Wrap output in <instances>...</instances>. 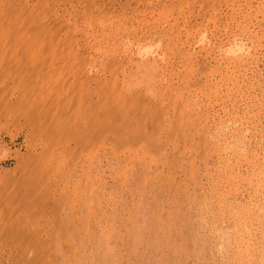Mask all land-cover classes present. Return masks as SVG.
<instances>
[{
    "label": "bare ground",
    "instance_id": "1",
    "mask_svg": "<svg viewBox=\"0 0 264 264\" xmlns=\"http://www.w3.org/2000/svg\"><path fill=\"white\" fill-rule=\"evenodd\" d=\"M3 16L0 15V21L4 20L3 22L1 21L4 24V22H5L4 18H6V14H5L4 18H3ZM18 19H20V17ZM20 22H22V20H20ZM20 22L18 20V24H19L18 28L19 29L22 27V25L24 26V23L21 25ZM2 23H0L1 27H3ZM105 23L108 24V22L106 20H104V24ZM101 24L103 25V23H100L98 25H101ZM107 24H105V25H107ZM111 24L109 22L108 25L110 26ZM20 25H21V27H20ZM33 26L34 25H32V27ZM27 27L23 31L28 30ZM23 28L24 27H22V29ZM36 28H34V30ZM49 28H48V30H49ZM107 28L108 27L106 26V29ZM29 29H30V25H29ZM37 29L40 31L36 32ZM37 29L35 31H33L31 28V30L34 33L36 32L38 34L37 35L35 33L36 35L34 34V36H39L40 32L43 30L42 27H41L42 30L40 28H37ZM100 29L101 28L99 27V30ZM113 29H115V28H113ZM122 29H120V31H119L120 33H121ZM53 30H56V29L54 28V29H52V31ZM2 31H3V29L1 28V32ZM23 31H21V32H23ZM30 31L28 30L27 32L30 33ZM102 31H103V28H102ZM102 31L100 30V32H102ZM111 31L114 32V30H112V29H111ZM111 31L109 30V32H111ZM48 32L51 35L50 31H48ZM56 32H58V31L56 30ZM56 32H54V33L56 34ZM59 32H60V28H59ZM100 32H98V34ZM103 32L106 33V30H104ZM109 32H107L108 33L107 36H109ZM117 32H118L117 30H116V32H114L115 36H117L116 35ZM15 33H18V32L15 31ZM19 33H20V31H19ZM41 33L46 34V32H41ZM1 34H3V32ZM24 34H25V32H24ZM31 34H32V32H31ZM31 34H30V36H32ZM102 34L104 36V33H100L99 35H102ZM4 35H5V33H4ZM42 35L44 36V34H41V36ZM88 35H90V33H88ZM91 35L92 36H90V37H94L93 34H91ZM96 35H97V32H96ZM120 35H118V36H120ZM1 36L4 37L3 35H1ZM1 36H0V38H1ZM15 36L16 35L14 34V40L19 41V39L15 38ZM17 36H18V34H17ZM25 36L29 37V35L28 36L24 35V37ZM56 36H54V37L56 38ZM112 36H113V34H112ZM19 37L22 38V35L20 34ZM24 37H23V39H24ZM59 37H60V35H59ZM64 37H65V35H63L62 38H64ZM110 37H111V35H110ZM121 37H123V36H121ZM121 37H119V38H121ZM7 38H8V36H7ZM31 38H33V37H31ZM41 38H43V37H41ZM44 38H46V36ZM47 38H49V36ZM66 38L68 40L66 44L68 45L69 44L68 42H70V40H69L70 38H68L67 35L64 39H66ZM86 38H88V37H86ZM94 38L96 39L97 36H95ZM107 38H109V37H107ZM107 38H105L103 40V41H105V43L108 42ZM43 39H39V41L40 40L41 41L38 42L37 45L41 42H44V44L43 43L42 44L45 45V41H44L45 39L44 40ZM64 39H60V40L64 41ZM110 39L115 40L114 36H113V38H110ZM117 39L118 38H116V41H118ZM20 40L22 41V39H20ZM56 40L54 42L58 43V41H56ZM87 40H90V39H87ZM21 41L19 42V44H21L22 42H26V41L28 42V40H26V38H25V41H22V42ZM34 41H33V43H34ZM47 41H49V39ZM85 41H86V39H85ZM49 42H51V41H49ZM98 42H100V40ZM102 42H100V43L102 44ZM113 42H115V41H111L110 44L111 43L113 44ZM26 43H23L24 46H22L23 44H21V47H24V49H25L27 47V46L25 47ZM57 43H55V45ZM87 43H89V42H87ZM92 43H91V46H93ZM94 43H96V42H94ZM32 44H30L31 45L30 47H32V49L28 48L31 51L27 52V53H29V54L33 53L32 51L35 50L36 53H34V55H36L41 50L37 49L38 50L37 51L36 50V48H37L36 43H35L36 48L33 47ZM63 44H64V47L66 48L67 45L65 46V42H62V45ZM83 44H84V41H83ZM15 45H16V43H15ZM52 45H53V43H52ZM62 45H60V46H62ZM84 45H83L82 49L85 47ZM97 45H98V43H96V46ZM106 45H108V44L106 43L105 46ZM39 46L41 48V44H39ZM70 46L72 47V45H70ZM79 46H76V47L79 48ZM87 46L88 45H86V47ZM102 46L104 47V45H102ZM12 48L15 49V47H12ZM19 48L20 47L18 45V49H17V47H16V49L21 51L22 48H21V50ZM46 48H47V46H46ZM55 48L56 47H54V49ZM59 48H62V50L65 49V48L63 49V46L58 47V49ZM68 48H70V47H68ZM87 48H85V51H83V52H86ZM106 48L108 49V46ZM14 49H12V50L14 51ZM16 49H15L14 53L16 52ZM28 49H27V51H28ZM77 49H76V51L78 52ZM96 49H98V48H96ZM52 51H54V50L51 49V52ZM56 51H57V49H56ZM76 51H74V52H76ZM106 51H107L106 52L107 55H105V53H104L105 51H102L103 54L105 56H107L105 59H109V58L111 59V56L113 57V55L115 54L112 51H110V49H108ZM21 52L18 55L19 58L21 57L20 56V54H22ZM59 52H61V50ZM46 55H47V53H46ZM46 55L44 54L43 58L46 57ZM52 55H54V54H52ZM11 56L13 57V54ZM48 56H49V54H48ZM55 56L54 57L51 56L52 60L55 59ZM62 56L63 57L61 59L64 58V55H62ZM67 56H69V55H67ZM80 56H82V55H80ZM35 57H37V56H35ZM38 57H39V55H38ZM47 57H46V59H47ZM49 58H50V56H49ZM232 58L235 59V57H233V56H232ZM17 59H18V57H17ZM73 59H74V57L72 58V60ZM237 59L239 60L240 58H237ZM52 60L50 59V60H48V62L51 61V63H52ZM68 60H70V59H68ZM74 60L77 62L76 59H74ZM92 60H93V58H92ZM92 60L90 62H92ZM95 60H96V58H95ZM112 60H113V58H112ZM112 60H111V62H112ZM163 60H164V58H159V59H154V60L152 59V61H154V63L151 64L150 66H147L144 63L145 61L144 62L143 61H141V62L134 61V56L132 54L126 55L125 59H123L121 61V63L124 62V64L126 65V67H124L125 69L123 70V72H124V75H123L124 85L122 86V84H121V87L124 91V95L121 93H117L119 95L120 94L122 95L121 98H118L116 100L115 98H117L119 96L116 94L117 96L113 99L112 102L109 99H107V101H106V97L104 99L103 93H105L107 90L104 92V90H105L104 89L103 92L101 93L100 91H98V88H95L94 83L96 82V80L99 77L98 78L95 77L97 79L93 78V79H95V82L93 83L94 86L90 87V89H89V87H88V89H86V87L84 85L85 82L83 81L84 82L83 85L85 87L84 91L86 90L88 95H92L94 93L98 98L97 100H94L95 98L93 100H90L92 98H90V99L88 98L89 101H91L89 106L84 105L85 103L81 99L86 100V98L85 97L82 98L84 96V94L82 97L80 96L81 92L79 90L76 91L77 87H76V89L73 87V89H75L74 90L75 93H73L71 91L73 93V94H71V92L70 93L68 92L70 90L69 89L70 87L69 88L66 87L67 86L66 82H68V81H66V82L64 81L65 84L63 82H61L64 85V86L63 85L62 86L66 87V88L64 89L60 86L59 87L60 91H58V94L60 97L58 98V94L56 96V92H54L55 93V95H53L54 99L55 100L57 98L58 99L56 100V102H54V100L52 98L50 100H53L54 106L56 104H57L56 106L59 105L57 107L58 109L56 108V110H57L56 113L58 112V116L62 110L65 111L67 109V112H69L68 109H70L72 107L71 105H73L74 100L75 99L78 100L79 104H78V102L77 103L75 102L76 107H73L75 109L73 111L74 113L72 114V112H71V114H70V116L76 115L75 118L78 119L77 120L78 122L75 120V122H77V124H75V122H74L75 125L73 124L74 126L73 125L71 126L72 123L69 124V122L67 120L65 121L66 118L68 119L69 115L66 113L67 114V116H66V114H63L64 113L63 112L60 115L63 114V117L66 116L65 119L63 117H57V119H55L56 118L55 117L54 122H56L55 123L56 125L55 124L49 125V126L55 125L54 127L53 126L51 127V128H54L53 131H55V132L48 133L49 131H46L47 133L45 132V133L40 134V131L44 130V128H42V130L40 129V131L38 132V135H41L40 138L38 139L39 143H38L37 139L33 138V139L37 140V141L33 140L34 142L37 143L36 145L37 146L40 145L39 147L42 148V151L40 153L34 152L35 145L32 144L33 142H30V140H28L30 138V135H32V134L34 135V133L37 132L35 129H37L36 127H38L40 125V123H36L34 125L35 128H33L34 127L33 126L32 127L33 129H30L31 132H29L30 130L28 131L29 133H28L27 137L26 136L25 137L28 140L27 143H28L29 148H27V149L28 150L30 149V153H31L30 156L31 157L30 158L27 157V158H29L28 161L30 160L29 161L30 163L32 161V163L30 165H31L33 170L31 171V167L28 165L30 168L29 173H27V174L24 173L25 169L24 170L22 169L20 171H21V173H24L26 175L19 173L21 176L23 175V177H21V178H22L24 184H25V181L27 180L26 185L28 187L26 188L25 195H26L28 202L24 203L22 205L23 208L26 207V209H24L25 211L23 210V212H21L23 214L19 213L18 214L19 216L17 215L18 218H16V216H15V218L17 220L16 219L14 220L13 217H12L13 220L12 219H11V221L8 220V221H10L8 223L12 225L10 228H9V225L5 223L7 220L4 222V220L2 219L5 217L0 218V224L2 223L1 226H4V223H5V227L7 225V228L14 229V233L11 232L12 233L11 234L9 231H7L8 229L5 228L7 234L5 232L4 233L7 236H8V233L11 234V236L9 235V237H13L12 235H14V236L17 235V237L16 236L15 237L18 239V243H17V245L14 246L15 251L16 252L19 251V254H20V259L17 262V264H33V262H34V264H212V263L214 264L216 259H219V258L223 259L222 257L224 255H225L224 256L225 260L223 259L222 261H226V262H229L232 264H264V154H263L264 153V146H263L264 144H262L263 137H262V139H261V137L257 139V138H255L256 136L253 137V134H252V136L250 135L252 137V139H254L253 141H255L253 144L254 148H252V150H250L249 148L246 149V146L249 145L250 142L253 143V141H250V140L248 141V139H247V141L249 143L248 142L245 143V138H247V135H248V134H246V132L249 133V131H251V132L254 131V129H251L249 127V125H247V122L244 120L246 118H247V120L249 119V117H247L249 115L248 112H245L248 109L247 107H246L247 108L246 110H244L245 108L243 109L244 113L241 110V112L243 114L241 113L240 117L238 114H237L238 116L232 114V113H237L236 110H235L236 112L235 111L229 112L228 110H226L227 108L225 107L226 109H225V112L223 110V112H224V114L222 115L223 117L221 116V118H219L220 116L218 115L219 117L216 118V115L213 116L214 115L213 113H211V115L208 114V111L210 110V108L209 109H207V108L210 107V106H208L210 102L207 104L204 102L201 103V100H199L197 97L191 98L190 101H188L189 97H187L186 100H182L183 96L182 97L180 96L182 94V90L180 91L181 93H179V91L178 92L173 91L174 92L173 93V92L169 91V88L166 89L165 86L163 88H161L162 86L158 85V84H160L159 83L160 78H159V81L156 80L155 78H151V82H149L150 77H149V74L147 73V70L151 71V73H152V71L157 70L158 68L161 67V65H160V63H158V61H163ZM20 61H21V58H20ZM22 61H24V60L22 59ZM97 61H98V59H97ZM105 61H107V60H105ZM118 61H120V60H118ZM118 61H116V62H118ZM12 62H14V61L12 60ZM42 62L43 61L41 60V63ZM99 62L101 63V61H99ZM234 62H236V61H234ZM22 63H25V62H22ZM34 63H35V61L32 64H34ZM37 63H38V61H37ZM83 63H81V64H83ZM86 63H85V65H86ZM93 63H95V62L93 61ZM103 63L105 64L108 62L103 61ZM118 63L121 65L120 62H118ZM118 63H117V65H118ZM104 64L101 63V65H104ZM108 64H110V61ZM9 65H10V63H9ZM39 65H40V63H39ZM39 65H38V67H39ZM75 65L77 66L78 62ZM88 65H86V67H88ZM94 65H96V63ZM97 65H99V64H97ZM91 66L89 69H91L93 67V66L92 67ZM96 66H95V68H96ZM106 66H107V64H106ZM112 66H111V69L114 68V67L112 68ZM122 66H124V65H122ZM122 66L120 68L121 70H122ZM142 66H145L147 70L142 71L139 75L137 73V71ZM18 67H19L18 68L19 70L22 69L19 65H18ZM33 67H34V65H33ZM103 67H105V66H103ZM53 68L51 67V69H53ZM57 68H58V66H57ZM67 68L68 67H66V69ZM107 68L106 69L104 68L103 71H106ZM109 68H110V66H109ZM116 68H114V70H117ZM75 69H73V70H75ZM89 69L85 70L86 72H84V69L81 71H83L82 73L86 74L90 71ZM100 69H101V67H100ZM15 70H17V69H15ZM63 70L64 69H61V72ZM73 70H72V72H73ZM94 70L97 71V69H94ZM81 71H80V73H81ZM98 71H100V70H98ZM103 71H100V72H103ZM107 71L109 72L110 70H107ZM27 72L30 73L32 71H30V72L27 71ZM111 72L112 71H110V73H108V74L111 75ZM38 73H40V71ZM44 73H46V70H45V72H43V74ZM55 73H56V71H55ZM59 73H60V71H59ZM64 73H65V71H64ZM64 73H61V74L63 75ZM80 73H78V74H80ZM82 73H81V76L83 78L84 77L83 75H85V74L82 75ZM90 73H92V72L90 71ZM0 74H2V73L0 72ZM4 74H6V73H4ZM61 74H59V75L61 76ZM108 74H107V76H108ZM113 74H114V72H113ZM48 75H50V72L48 73ZM102 75H104V74H102ZM30 76H31V74H30ZM64 76L67 78V76H69V75L67 74ZM87 76H88V78L90 76L92 79L91 75L88 74ZM96 76H97V74H96ZM7 77H4V78L7 79ZM229 77H231V75H229ZM1 78H2V76H1ZM23 78H26V77H23ZM51 78H53V77H51ZM69 78H67V79L70 80L71 78L70 79ZM100 78L101 79H98L99 82H100V80L104 79V78L102 79V77H100ZM108 78L109 77H107V79ZM60 79H61V77H60ZM62 79H61V81H62ZM63 80H65V78ZM82 80H85V78ZM113 80H115V78ZM29 81L27 79V81H25V83L29 82ZM80 81H81V79H80ZM6 82H9V80ZM49 82H48V84H49ZM70 82H68V83H70ZM112 82H114V81H112ZM120 82H121V79H120ZM16 83H20V80H19V82H17V80H16ZM34 83L33 84L31 83V84L34 85ZM78 83H79V85L81 84V82H78ZM102 83L103 82L101 81V84ZM21 84L23 85L22 81H21ZM48 84H45V87ZM97 84L98 83H96V87H98ZM17 85H18V88H22L21 86L19 87V84H17ZM26 85H29V84H26ZM70 85H71V83H70ZM90 85H92V84H90ZM112 85H113V83H112ZM119 85H120V83H119ZM34 86L36 87V85H34ZM58 86H59V84H58ZM77 86H78V84H77ZM100 86L101 85L99 83V87ZM102 86H104V83ZM108 86L110 87V85H108ZM108 86H106V88ZM117 86H118V82H117ZM117 86H115V87H117ZM11 88H12L11 91H13L14 90L13 87H11ZM28 88H29V90H26V88H25L26 91L23 94H26V92L29 93L30 89L34 88V87L30 88V86H29ZM71 88H72V86H71ZM221 88H222V86H221ZM46 89H48V88L46 87ZM109 89L111 90L112 88H109ZM184 89L186 90V88H184ZM21 90L24 91L23 89H21ZM35 90L36 89H34V91ZM81 90H83V89H81ZM121 90H120V92H121ZM172 90H174V89L172 88ZM38 91H39V89H38ZM101 91H102V88H101ZM43 92H44V90H43ZM125 92H126V94H125ZM5 93H6V91H5ZM137 93H138V95H140L139 93H141V96L143 94V97L145 95V98L146 97L149 98V96H150V98L152 97V101L154 100V102H155L156 98H158V97H159L158 99L162 98L161 102H160V100H158L159 102H155L156 104L155 103L153 104L151 101H148V99H146L148 101V103H151L152 106L156 105V108L157 107L158 108L157 109H155V107H152V108L148 107L147 108L146 104L144 103L146 100L143 97L138 96ZM177 93L180 95H178ZM185 93H186V91H185ZM214 93H217V91ZM214 93H213V96H214ZM2 94H3V92H2ZM8 94L10 96L9 92L7 93V95ZM29 94H31V98H34V97H32L31 92ZM34 94H36V93H34ZM99 94H103V95L101 96ZM132 94H134V95L136 94L138 97L134 96L135 98H133V97L130 98L132 96ZM232 94H234V93H232ZM7 95H5V96H7ZM18 95H20V93H18ZM105 95H107V94H105ZM127 95L128 96L131 95L129 97L130 99L128 97H126ZM164 95L168 96L169 100L171 98L170 102L173 100L174 103H176L177 105L179 104L178 102H180V104L178 106H176V104H175V106H174L175 108H174L171 106L173 103L172 102V103H170V106L172 109L167 108L166 106H164V103H163L164 98L166 99V97ZM235 95H237V94L235 93ZM9 96H7V97L10 99ZM27 96H28V99L30 100L31 98H29V95H27ZM24 97L25 96H23L21 98L23 99ZM89 97H92V96H89ZM107 97H109V95ZM8 98L6 99L7 101L9 100ZM16 98H18V97H16ZM19 98H20V96H19ZM38 98H40L39 100H42V98H44V100H45V97H43V95H42V97H38ZM142 98L144 99L143 100L144 102L142 101ZM2 99L4 100V97L0 98V106L3 107V105H1L3 103V102H1ZM26 99L24 98L25 101H28ZM233 99H234V97H233ZM24 100H22V102ZM50 100L47 101L48 105H45L47 103H45V102L43 103V101H42L41 102L42 104L40 103L41 105L39 106L40 109L38 108L39 101L37 102V104L35 103V101H32L31 103H27V104H32V105L34 104L35 110L38 108L37 109L38 111L37 110L36 111H37V113H39L38 115L40 117L42 116V119H44V116H49L51 118V116H50L51 113L49 114L48 110L46 109L48 107L52 108L51 107L52 101H50ZM10 101L8 102V104L11 106L13 105V107H15V109L12 108L13 111L11 109V106L9 108V110H11L13 112V114L11 112V116H12L11 118H13L14 114L19 113L18 111H16L17 110L16 107L19 106L18 109L20 110V108H21L20 106H22V104H24V106H25V103L21 102L22 104H20V105H19V103H17L18 106H16L14 104L15 100L11 102L12 104H10ZM86 101H88V100H86ZM16 102H17V99H16L15 103ZM61 102H62V104H61ZM5 103H7V102H5ZM157 103H159V105ZM232 103L234 104V101ZM87 104H89V103H87ZM144 104H145V107H144ZM32 105H30V106H32ZM259 105H260V103H259ZM30 106H28V109L30 108ZM46 106H48V107H46ZM52 106H53V103H52ZM147 106H148V104H147ZM149 106H150V104H149ZM223 106H225V105H223ZM44 107H46L45 108V110H47L46 112H44ZM211 108H213V107H211ZM6 109H7V107H6ZM23 109L26 110L27 108L22 107V109L20 110V113H22V112L25 113V111H23ZM32 110H34V109H32ZM32 110H29L30 113ZM71 110H73V109H71ZM170 110H171V112H170ZM5 111H8V109ZM15 111H16V113H14ZM212 111H214V110H212ZM9 113L10 112L8 111V114ZM20 113L18 114V116L21 115ZM2 115H4V114H2ZM24 115L25 114H23V117L26 118ZM53 115H54V113H53ZM156 115L157 116L160 115V116L157 117ZM211 116L213 118L212 121L209 120ZM5 117H6V114H5ZM15 117H17V116L15 115ZM29 117L30 116H28V118ZM34 117H36V116H34ZM155 117H156V119H155ZM226 117H227V119H225ZM71 118H73V117H71ZM71 118H70V120H72ZM16 119H18V118H16ZM20 119H22V118L20 117ZM31 119L32 118H30V120ZM35 119L36 118H34L32 120H35ZM39 119H41V118H39ZM51 119H53V118H51ZM62 119H64V120H62ZM3 120H5V119H3ZM24 120H26V122L24 121L25 123L30 122V121H28V119H24ZM46 120H48V119H46ZM200 120H202L203 122L202 121L200 122ZM207 120L210 121L211 126L209 123H208L209 126H207L205 124L207 122ZM249 120H248V123L250 122ZM35 121H33V123ZM252 121H253V119L251 120V124H252ZM48 122L54 123L53 120L52 121L50 120ZM66 122H68V123L65 125ZM21 123H23V122H21ZM30 123L28 125H30ZM32 124H31V126H32ZM37 124H39V125H37ZM68 124L71 127H73L72 129L74 130V132L69 130L71 127H68ZM200 124L204 125L205 129L203 128V133H202L203 135H201L202 138L200 136L199 141L197 143L200 145L201 144L203 145V143H204V145H205L207 142L208 145L210 144V145H213L214 147H215L214 144L217 143L216 147L213 148V150L215 149L217 151L216 154L218 155V157H217L216 165H212L213 168L215 166V170L213 169L214 173L213 172H212V174L208 173V169L211 167L208 168V166H207V168H205L206 169L205 175L208 174L207 176H210L209 180L212 181V183L209 182L210 190L207 192H205V190H204V192L201 195H197V193L199 194L200 192H202V190L200 192H197V193L194 191L195 186L200 185V184L199 185L197 184V180L199 179L198 178L199 176L194 177L195 179L196 178H198V179L193 180V183H191V187L194 190H191L190 183L187 181L188 179H186L190 176V175L188 176V174L192 173V170H190V167H194L193 166L194 162H193V164H192V162H190L192 164V166L190 164L188 169L186 168L187 169L186 172L191 171V172H187L188 174L186 176H184V178L185 177L186 178L184 179V178L180 177L179 179H181V178L182 179L177 182L176 178L174 180L173 174H172V176H170L171 172H170V174L169 173L167 174V172H166L167 169L165 170V173L167 175H165L164 168H163V170L161 168H157L156 167L157 162L155 161L157 158L154 160L152 158L153 156H150V155L148 156V154H151V152H154L157 149V147L160 148V151L163 150V149H161L162 146L165 145L167 147L168 143L170 141L174 142L175 139H176V141L177 140L180 141L182 139L183 144L186 143V141H184V140L186 138L191 139V137H194V135L196 134L195 130L198 129V125H200ZM76 126L78 127L77 129H79V130L74 128ZM252 126H254V124H252ZM43 127H45V126L43 125ZM67 127H68V129H67ZM209 127H211V128H209ZM201 128H202V126H201ZM57 129L59 130V132L57 131ZM64 129H66L65 132H64ZM210 129H213L212 131H214V130L215 131L213 133L208 134L209 132H211ZM46 130H48V128ZM67 131L70 134H67ZM78 131H80V132H78ZM100 131L101 132L105 131L106 133H108L107 134L108 136H106L110 139V140H108V142L109 141H111L113 143L116 142L115 146L117 145V142H120L121 145L123 144L126 147H128V146L131 147V144L129 142V137H128L129 134L135 135L136 133H138V135L140 134V136L144 138V139L142 138L143 140L141 139L142 143H141V141L138 140V142L140 143L139 145L142 147V148H140L141 151H139L140 149L138 148L139 150H137L136 153H133L130 147L129 148L125 147L126 153H123L125 155H120L121 153L117 147H114V146L109 147L108 146L109 149L102 147L103 148V149H101L102 155L100 154V157L101 156L102 157L101 158L98 157L99 160L97 159V156H96V158L94 157L95 159L93 158V156H92L93 152H92V154H90L91 149L88 150V154H86L87 151L86 152L84 151L85 152L84 154H86V156L85 155H83L81 157L78 156V157H80L81 160L79 158H76L77 159L76 162H74L72 160L73 159L72 153L70 155L72 158L71 157H70L71 159L67 158V155L65 154L64 150H66L65 147L68 146L69 143L67 145V142H66L65 143L66 146L63 149L64 140L66 138L71 139V138H73V136H76L73 134H77V136L75 137V140L77 138L78 142H80L83 147H84L85 143H87L86 146L88 147V145L90 143L96 141V138L94 141L93 140L91 141V139H89L90 136L92 138L94 133L99 132L96 135H101V134L105 135L104 133H101ZM257 131H255V132H257ZM63 132L66 133L67 136L71 135V137L65 136L63 134ZM56 135H58V136L60 135L61 139L57 138L55 140ZM258 135H259V133H258ZM61 136H63V138H65V139H63ZM34 137H36V136L34 135ZM155 137L157 139H155ZM51 138H52V141L50 142ZM148 138H149V140H150V138H151V140H152V138H154L155 141L156 140L157 141L154 142V140H153V142H154L153 143L151 140L149 141ZM62 139H63V141H62ZM101 139H103V138L101 137ZM31 141H32V138H31ZM58 141L60 144L58 143ZM97 141H98V139H97ZM105 141L106 140H104L103 143H105ZM143 141L144 142L147 141L148 144L145 146L143 144ZM166 141H168V142L166 143ZM179 141H177V142H179ZM220 141H222L221 143H223V146H221L222 144H220ZM164 143H166L167 145ZM174 143L171 142V144H174ZM188 143H190V141L189 142L187 141V144ZM105 144H107V142ZM109 144H111V143L109 142ZM176 144L178 145L179 143H176ZM181 144H182V142H181ZM183 144L181 145L182 147L186 145V144L185 145H183ZM78 145H79V143H78ZM95 145H97V144H95ZM137 145H138V143H137ZM143 145L145 147H143ZM154 145H156V146H154ZM177 145L175 146L176 148H177ZM190 145L196 146V144H194V143H193V145L190 143ZM208 145H205V147H207ZM250 145H252V144H250ZM89 146H91V144ZM101 146H103L102 143H101ZM152 146H154V148L156 147V149H154V151L153 150L150 151V147H151V149H153ZM178 146H180V145H178ZM188 146H189V144H188ZM188 146L183 147L180 150V152L183 149L188 148ZM191 146H189V149L190 148L192 149ZM195 146H193V147H195ZM68 147L70 148L71 146L69 145ZM92 147H93V145L90 148H92ZM171 147H172V145H171ZM171 147L168 146L169 149L166 148L167 152H168V150H170ZM175 147L173 146L171 151H174L173 148H175ZM218 147H223V149H226V150L221 149V151H220V148L217 149ZM74 148H72V147L70 148V149H72V151L74 150L73 154L79 153L77 151L75 153ZM207 148L205 150H208ZM70 149H69V151H70ZM80 149H81V147H80ZM82 149H84V148H82ZM82 149H81V151H82ZM93 149H94V147L92 148V151H93ZM177 149H178V151L176 150L177 152L175 151V153L179 154L180 148H177ZM189 149H186V150L190 151L191 149L190 150ZM198 150H200V149H198ZM213 150H212V152L208 151L209 153L207 151H204V152H207V153H205V155L206 154H208L209 156L215 155L214 153L216 151L214 150L215 152H213ZM227 150H229V151H227ZM66 151L68 152V157H69V151L68 150H66ZM160 151L158 150V152H160ZM164 151H165V149H164ZM188 151H186V152H188ZM222 151H225V152L227 151L229 153L228 156L223 157L224 153L222 154L223 155L222 156L221 155ZM167 152H165V153L167 154ZM127 153H129V154L126 155ZM170 153H172V152H170ZM181 153H180L179 157L183 156V154L181 156ZM194 153H195V151H194ZM211 153H213V154H211ZM261 153L263 154V155H261L262 157H260ZM27 154L29 156V153H25L24 156L26 157ZM162 154H163V152H162ZM187 154L191 155V152H189ZM97 155H99V154H97ZM208 155H206V156H208ZM217 155H215V156H217ZM162 156L164 157V155H162ZM184 156H185V154H184ZM206 156H205V158L207 159ZM174 157L175 156L173 154V158ZM160 158H161V156H160ZM223 158H226V160ZM20 159H23V157H21ZM93 159L96 160L97 163H99V164H97ZM102 159L106 163L105 167L107 166L110 169L109 170L110 173H112L114 175L113 177L116 178V180L113 178L115 183L112 181L113 184L110 183L111 185L108 183L109 181H107L105 178H102L101 174H99L100 170L98 171V169L101 168V166H102V165H100V163L102 162L101 161ZM164 159H167V157ZM175 159L173 161L174 162L176 161L175 163H177V158L175 157ZM184 159H186V158H184ZM194 159H197V158H194ZM158 160H159V158H158ZM189 160H191V159H189ZM21 161L24 162V163L21 162V164H24V167L27 166L25 164L28 162L27 159L25 161L24 160H21ZM159 161L161 162V160H159ZM162 161L164 163L163 159H162ZM165 161H167V160H165ZM179 161L181 162V165H182V162H184V160L182 161V158ZM205 161H207V160H205ZM205 161L202 160V162H205ZM18 162H19V160H18ZM209 162L210 161L208 160V163ZM211 162H212V160H211ZM179 163H177V164H179ZM185 163H186V161H185ZM187 163H188V159H187ZM18 164H17V166H18ZM162 164H161V167L164 166V164H163V166H162ZM168 164H169V162H168ZM170 164H171V162H170ZM195 164H196V162H195ZM205 164H207V163L205 162ZM213 164H215V163H213ZM19 166H20V168L21 167L24 168L23 165L19 164ZM165 166H167V165H165ZM168 166H170V165H168ZM183 167H185V166H183ZM244 167H246L245 173H242L241 170H243ZM84 168H86V169H84ZM136 168H139V170L136 171ZM169 169H171V168H169ZM178 169L181 171L182 166H181V169H180V166ZM13 170L14 169H12V171ZM169 171L170 170H168V172ZM173 171L175 172V169ZM176 171H177V169H176ZM183 173H185V172H183V170H182V174ZM174 174H176V172ZM177 174H178V172H177ZM35 175H36V177H35ZM192 175L193 174H191V176ZM8 176H10V174ZM24 176H26V180H25ZM131 176H133V178H130ZM195 176H197V175H195ZM4 178H7V177H4ZM17 179H20V178H17ZM113 179H111V180H113ZM190 179H193V177H191ZM118 180H120L122 182L118 183ZM241 180L242 181L244 180L243 181L244 185L247 186L246 189H243L242 187L241 188L238 187L239 186L238 181H241ZM38 182L43 185L42 187H44L43 188L44 192L42 191V193H41L42 196L46 197V195H49V197H51V198L53 197L56 200V205L50 207V211L52 212L51 213L52 215H49V217L53 216V215H54V217H51L48 219H47V217H45L46 219H43L40 221H38V218L36 220L35 219L36 217H34V216H36V215L40 216V214L43 213L42 209H43V207L45 208L46 204L44 205L41 202L42 200H40V203H38V202L33 203L34 200L36 199V197H35L36 194H37L36 196L38 197V199L41 196L40 197L38 196V195H40V192H39V194L38 193L35 194V193H33V190H35V189L32 187L31 188L29 187V184H31V183L36 184ZM192 184H194V186H192ZM38 186L39 185H37V190L39 188ZM140 186H142V187H140ZM35 187H36V185H35ZM202 188H203V185H202ZM106 189H107V191H109L108 193L105 192ZM144 192H147V193H144ZM158 195H160L161 198H159ZM235 195L236 196L241 195L243 198H246V202L243 204H240L241 201L237 200ZM229 196H231L233 199L231 198L232 200H230ZM32 197H34V200H32L33 199ZM14 198H16V201L19 202V200L24 198V195L14 193ZM145 204H148L149 206H146V208H144ZM65 207H66V209L62 210ZM46 208H48L47 205H46ZM53 208H54V210H53ZM121 212H123V213H121ZM30 214L33 216H31ZM47 214L48 213H46L45 216H47ZM49 214H50V212H49ZM55 214H56V216H55ZM58 215H59V217H58ZM61 216H63V217L61 218ZM40 217H42V216H40ZM212 219L214 221H212ZM210 220H211V222H210ZM13 226L15 228H13ZM0 231H1V229H0ZM28 235H29V237H28ZM23 238H25L24 241H23ZM27 238H28V240H27ZM29 238L32 239V243L30 245L28 243V242H30ZM212 240H214V241H212ZM211 242H212V245H211ZM213 242H214V244H213ZM228 247L231 249H229ZM227 249H229V250L227 251ZM224 252H225V254H224ZM220 254L222 257H220ZM222 254H224V255H222ZM205 258H210L211 261L209 260L210 262H206ZM220 259H219V263L221 261Z\"/></svg>",
    "mask_w": 264,
    "mask_h": 264
},
{
    "label": "rangeland",
    "instance_id": "2",
    "mask_svg": "<svg viewBox=\"0 0 264 264\" xmlns=\"http://www.w3.org/2000/svg\"><path fill=\"white\" fill-rule=\"evenodd\" d=\"M5 14H6V18H4ZM0 15L1 16L4 15L3 18L5 19L4 24L2 23L4 20H1L2 22L0 21V23H2V26H3V27L0 26V32H1V28L3 29V31H2L3 34H1L2 32L0 34L5 37L4 38L0 35L1 36V38H0V72L2 73V74H0V82H1L0 83V91H1L0 92V98L4 97V100L3 99L1 100V102H3L1 104V105H3V107L0 106L1 107L0 108V116H1L0 117V218H2V217L6 218V219L5 218H2V219L4 220V222L7 220L5 223L9 225V228L12 225L9 224L8 222H10L11 219L13 220V218H14V220L16 218H18L19 213L23 214L21 212H23V210L26 209V207L23 208L22 205L24 203L28 202L26 195H25L26 188L28 187L26 185V182H27L26 176H24V178L26 180V181L24 180L25 184L23 183V180L21 178V177H23V175H26L27 173H29V171H30L29 166L31 167L30 164L32 163V161H31V163L29 162L30 160L28 161V159L31 157L30 156L31 153H30V149L29 150L27 149V148H29L27 141L30 140V142H33L32 144L35 145V150H34L35 153H40L42 151V148L39 147L40 145L37 146L36 145L37 143L33 141L35 139L38 140L40 138L41 135H38V132L40 131V129L42 130V128H44V130H45V131L42 130L43 132L40 131V134L45 133L46 131H49L48 133L55 132V131H53L54 128H51L53 125H51V126H49V125L55 124L56 123V122H54L55 119H57V117H63V114H66V113L69 115L68 119L67 118L65 119L67 114H66V116L64 115L65 117H63V118L65 119V121L67 120L69 122V124L72 123L71 126L74 124L75 120L76 121L78 120L77 118H75L76 115L70 116L71 112H72V114L74 113L73 111L75 109L73 107H76V103L78 102V100H76V99H75L76 101L74 100V103L75 102L76 103L75 104L73 103V105H71L72 107L70 109H68V111L70 113L67 112V109L65 111H63V110L61 111V113L64 112L62 115H60L61 114L60 113L58 116V112L56 113V111H57L56 108L59 105L56 106L57 105L56 104L55 105L56 107H55L54 102H56V100L60 97L58 94V91H60L59 87L61 86L64 89L66 87L67 88L70 87L69 88L70 90L68 91L69 93L71 91L73 93H75L74 90L77 87L76 91L79 90L81 92L80 96L82 97L84 94V96L82 98L85 97L86 100H88V101H86L85 99L80 98L85 104L83 102L82 103L86 106H89L91 103V101H89L90 98H92L90 100H93L94 98H95L94 100H97L98 98L94 93H93L94 95L93 94L88 95L87 91L86 90L84 91V88L86 87V89H88V87H89V89H90V87L94 86L93 83L95 82V79H97L98 77H99L98 79H101L100 77H102V79L104 78L103 80H100V82H99V80L97 79L98 81L96 80V82L94 83L95 88H98V91H100L101 93L103 92L104 89H105L104 92L107 90L108 92L106 91L105 93H103L104 99L106 97V101H107V99H109L112 102L113 99L117 95H119L117 93H121L124 95V91L121 87V84H122V86L124 85V80H123L124 72H123V70L125 69L124 67H126V65L124 64V62L121 63V61L123 59H125V56L128 54L129 55L132 54L134 56V61H137V62H141V61L144 62L145 61L144 63L147 66H150L151 64L154 63V61H152V59L154 60V59L164 58L163 61H158V63H160V65H161V67L158 68L157 70L152 71V73H151V71H148L145 66H142L137 71V73L140 75V73L142 71L147 70V73L149 74V77H150L149 82H151V78H155L158 81L160 78V82H159L160 84H158V85H161L162 86L161 88H163L165 86L166 89L169 88L170 92H173V91L178 92L179 91V93H181L180 91L182 90L181 95L177 93L181 97L183 96L184 99L182 98V100H186L187 97H189L188 101H190L191 98L197 97L199 100H201V103L204 102L207 104L210 102L208 105L210 107L207 108V109L210 108V110L208 111L209 115H211V113H213L214 115L213 114L212 115L213 116L216 115V118H218L219 116H220L219 118H221V116L225 112V109L227 108L226 110H228L229 112H233L236 110L237 113H232V114H234V115L238 114L240 117L241 116L240 114L242 112L244 113L243 109L245 108L244 110H246L248 108L245 112H248V114H249L247 117H249V119H250V120L248 119L250 121L249 122L250 124L248 123L247 118L246 119L243 118V119L247 122V125H249V127L251 129H254V131L253 132L249 131V133L246 132V134H248V135H247V138H245V143H247L249 140L250 141L254 140L251 137L253 134V137L256 136L255 138H257V139L260 137L262 139V137H263L262 144H264V103H263L264 102V0H0ZM18 16L20 17V19H18L19 18ZM18 20H19V22H20V20H22V22H20L21 25L24 23V26L22 25V27H24L23 29H22L21 25H20L21 28L20 29L18 28L19 27ZM104 20H106L108 22V24H109V22H110V24L112 23L111 24L112 26L111 25L109 26L107 23H105V24H107V25H105ZM100 23H103V25L101 24L103 27L101 25H98ZM29 25H30V29H29ZM32 25H34L33 26L34 28L37 27V28L41 29V27H42L43 30L46 28L44 31L41 29L42 30L41 32H46L47 35L45 33L40 32L39 36H34V34L36 32H39L40 30H38L36 28L37 30L35 29L36 32L34 33L33 31H35V30L32 27ZM106 26L109 28V29L107 28L108 30L106 29ZM26 27L29 31L32 28L33 31L31 30L30 33L27 32L28 30L23 31ZM99 27L101 28L100 29L101 31H102V28H103V31L106 30V33L109 32V30L111 31V29L114 30V32H116V30L119 32L120 29H122V28L123 29L121 30V33L120 32L116 33L117 36H115L114 32H112V31L109 32V36H107L108 33L106 34L103 31L100 32ZM48 28H49V30H48ZM54 28L58 32H56V30L52 31V29H54ZM59 28H60V32H59ZM113 28H115V29H113ZM18 30L20 31V33ZM15 31L18 33H15ZM21 31H23V32H21ZM48 31H50L51 35L49 34ZM24 32H25V34H24ZM31 32H32V34H31ZM54 32H56V34ZM96 32H97V35H96ZM98 32L104 33V36H103V34L99 35L100 33L98 34ZM4 33H5V35L6 34L7 35L5 36ZM22 33L24 35H27V36L29 35L30 38L26 37V36L24 37V35ZM88 33H90V35H88ZM111 33L113 34L115 40L110 39V38H113ZM14 34L16 36L18 34V36L17 37L15 36V38L19 39V41L14 40ZM20 34L22 35V38L19 37ZM30 34L32 36H30ZM41 34H44V36L43 35L41 36ZM91 34H93L94 37L97 36V38L95 39L94 37H90V36H92ZM59 35L61 38L59 37ZM63 35H65V37L67 35L68 38H70L69 39L70 42H68L69 43L68 45L66 44L68 40H67V38L64 39L65 37L62 38ZM110 35H111V37H110ZM118 35H120V36H118ZM7 36H8V38H7ZM40 36L43 38L46 36V38H44L45 40L43 38H41ZM48 36H49V38H47ZM54 36H56V38ZM106 36L109 38H107ZM121 36H123V37H121ZM23 37H24V39H23ZM31 37H33V38H31ZM86 37H88V38H86ZM104 37L107 38V40L109 42V43L106 42L108 44L106 46H105V44H106L105 41H103L105 39ZM115 37L118 38L117 39L118 41H116ZM119 37H121V38H119ZM25 38H26V40H28V42L26 41L27 43L22 42V41H25ZM20 39H22V41ZM39 39H43L45 41V45H43L44 42L39 43V44H41V48L43 47L42 49L40 48L39 44L37 45V43L41 41V40L39 41ZM48 39L51 42L47 41ZM54 39L55 40L57 39L56 41H58V43L54 42L55 41ZM60 39H64V41L60 40ZM85 39H86V41H85ZM87 39H90V40H87ZM91 39L94 42L98 43V45L96 46V43H94ZM34 40L35 41L37 40V41L35 42ZM99 40H100V42L103 41L105 44L103 42L101 44L100 42H98ZM20 41L22 42L21 44H23V43L27 44V45L25 44V47L27 46L25 49H24V47H21V44H19ZM33 41H34V43H33ZM83 41H84L85 45L83 44ZM111 41H115V42H113V44L111 43L112 44L111 45L110 44ZM62 42H65V46L67 45L66 48L64 47V44L62 45ZM87 42H89V43H87ZM90 42L92 43L93 46H91ZM15 43H16V45L17 44L19 45L20 50L22 48V50H21L22 52L17 50L18 45L16 46ZM35 43H36L37 48L35 47ZM52 43L54 46L52 45ZM55 43H57L56 44L57 46L55 45ZM30 44H32L33 47L36 48V50L38 49L41 51H39L36 55H34V53H36L35 50L32 51L33 53H30V54L27 53V52L31 51V50H29L30 48L32 49V47H30L31 46ZM60 45H62L63 49L64 48L65 49L64 50H62V48L58 49V47H62ZM70 45H72V47ZM83 45L85 47L82 49ZM86 45H88L87 46L88 48L86 47ZM102 45H104V47ZM22 46H24V44ZM46 46H47V48H46ZM76 46H79V48ZM107 46H108V49H110V51L115 53L113 55V57L111 56V59L110 58L105 59L107 57V56H105V55H107L106 54V52H107L106 50H108L106 48ZM12 47H15V49L17 47L15 53H14L15 49ZM54 47H56V48L54 49ZM68 47H70V48H68ZM85 48H87L86 52H83V51H85ZM96 48H98V49H96ZM12 49H14V51ZM27 49H28V51H27ZM51 49L54 51L51 52ZM56 49H57V51H56ZM76 49L78 50L79 53L76 51ZM58 50L59 51L61 50V52H59ZM74 51H76V52H74ZM102 51H105L104 52L105 55L103 54ZM20 52L22 53V54H20L21 61H20V58L18 56ZM45 52L47 53V55ZM12 54H13V57L11 56ZM44 54L46 55V57L49 54L50 58H49V56L47 57V59H46V57L43 58ZM52 54H54V55H52ZM61 54L64 55V58H63L64 60L61 59L63 57ZM79 54L82 56H80ZM38 55H39V57H38ZM67 55H69V56H67ZM35 56H37V57H35ZM51 56L52 57L55 56V59L53 58L54 60H52ZM232 56L235 57V59H233ZM17 57H18V59H17ZM71 57L72 58L74 57V59L77 60V62H78L77 66L75 65V64H77V62L74 59L72 60ZM94 57L96 58V60ZM92 58H93V60H92ZM112 58H113V60H112ZM237 58H240V59L238 60ZM22 59L24 61H22ZM50 59L52 60V63H51V61L48 62V60H50ZM68 59H70V60H68ZM97 59H98V61H97ZM12 60L14 62H12ZM33 60L35 61L36 64L35 63L32 64L34 62ZM36 60L38 61V63ZM41 60L43 61L42 63H41ZM91 60H92V62H90ZM105 60H107V61H105ZM108 60L110 61V64H108L109 63ZM111 60H112V62H111ZM115 60L116 61L120 60L118 62H120L121 65L118 62H116ZM93 61L96 63V65L97 64H99V65H97V66L94 65L95 63H93ZM99 61H101L102 64H104L103 61L108 62V63L101 65V63ZM234 61H236V62H234ZM22 62H25V63H22ZM9 63H10V65H9ZM39 63H40V65H39ZM81 63H83V64H81ZM85 63H86V65L89 64L88 67H86ZM117 63L119 66L117 65ZM37 64L39 65L40 68L38 67ZM106 64H107V66H106ZM18 65L22 68V69L20 68L21 70L18 69L19 68ZM33 65H34V67H33ZM122 65H124V66H122ZM57 66H58V68H57ZM65 66L68 67L67 68L68 70L66 69ZM90 66L93 69L92 68L89 69ZM95 66H96V68H95ZM103 66H105V67H103ZM109 66H110V68H109ZM111 66H112V68L117 67L116 68L117 70H114V68L111 69ZM121 66H122V70L120 69ZM51 67L52 68L54 67V68L51 69ZM100 67L102 70L100 69ZM104 68L105 69L107 68V70L112 71L111 75L108 74V73H110V71L109 72L107 70L103 71ZM15 69H17V70H15ZM61 69H64V70L61 72ZM73 69H75L76 71ZM83 69H84V72H86L85 70H88V69L92 72V73H90V71L89 72L87 71L88 73H86L87 75L88 74L91 75L92 79L90 76L88 78V76L85 73H82L83 71H81V70H83ZM94 69H97V71ZM26 70L29 72L32 71L33 73L32 72L28 73ZM45 70H46V73L43 74V72H45ZM72 70H73V72H72ZM98 70L103 71L104 73L100 72ZM39 71H40V73H38ZM55 71L57 74L55 73ZM59 71H60V73H59ZM64 71H65V73H64ZM80 71H81L82 75L85 74V75H83L84 76L83 78L81 76ZM49 72H50V75H48ZM77 72L80 74H78ZM113 72H114V74H113ZM4 73H6L7 75ZM61 73H64V74L62 75ZM106 73L108 74V76ZM30 74H31V76H30ZM59 74H61V76ZM67 74L69 75V76H67V78L70 77L71 78V79L69 78L70 80H68L64 76ZM96 74H97V76H96ZM102 74H104V75H102ZM229 75H231V77H229ZM1 76H2V78H1ZM3 76L4 77L8 76V77L6 79ZM59 76L61 77V79L65 78V80L62 79V81H61ZM23 77H26V78H23ZM51 77H53V78H51ZM95 77H97V78H95ZM107 77H109L108 78L109 80L107 79ZM84 78H85V80H82ZM93 78H95V79H93ZM114 78H115V80H113ZM27 79H28V81L29 80L30 81L25 83V81H27ZM80 79H81V81H80ZM120 79H121V82H120ZM8 80H9V82H6ZM16 80H17V82H19V80H20V83H16ZM21 81H22L23 85L21 84ZM64 81L65 82L71 81L70 82L71 85H70V83L66 82L67 86L65 85L66 87H63L64 86L63 83L65 84ZM101 81L104 83L105 87L102 86L103 83L101 84ZM112 81H114V82H112ZM116 81L118 82V86H117ZM30 82L32 84L35 82L34 85H36V87L34 85H32ZM48 82H49V84H48ZM61 82H63V83H61ZM78 82H81V84L79 85ZM111 82L113 83V85ZM83 83H84L85 87H84ZM96 83H98L97 84L98 87H96ZM99 83L102 87L101 86L99 87ZM119 83H120V85H119ZM17 84H19V87L21 86L22 88H18ZM26 84H29V85H26ZM45 84H48V85H46V87L49 90L46 89ZM58 84H59V86H58ZM77 84H78V86H77ZM90 84H92V85H90ZM108 85H110V87ZM29 86H30V88L34 87V88H31L33 91L30 89L29 93L31 92L32 97H34L36 100L34 98H31V94H29L27 92H26V94H23V93H25L26 90H29V88H28ZM71 86H72V88H71ZM106 86H108L109 88H112V89L110 90L108 87L106 88ZM115 86H117V87H115ZM221 86H222V88H221ZM9 87L10 88L13 87L14 90L11 91L12 88L10 89ZM73 87L75 89H73ZM25 88H26V90H25ZM101 88H102V91H101ZM172 88L174 90H172ZM184 88H186V90ZM21 89H23L24 91H22ZM34 89H36L37 91L36 90L34 91ZM38 89H39V91H38ZM81 89H83V90H81ZM4 90L6 91V93ZM43 90H44V92H43ZM120 90H121V92H120ZM184 90L186 91L187 94L185 93ZM216 91H217V93H214ZM2 92H3V94H2ZM8 92L10 93V96H9V94L7 95ZM54 92H56V96L58 94V98L56 100L54 99V96H53V95H55ZM72 92H71V94H73ZM18 93H20V95H18ZM34 93H36V94H34ZM213 93H214V96H213ZM232 93H234V94H232ZM235 93L237 95H235ZM41 94L43 95V97H45V100H44V98H42V100H39L40 98H38V97H42ZM103 94H99V95L102 96ZM105 94H107V95H105ZM121 94L115 99L117 100L118 98H121V96H122ZM125 94H126V92H125ZM139 94L140 95H138V93H137L138 96L143 97V94H142V96H141V93H139ZM5 95L9 96L10 99ZM27 95H29V98H31L30 99L31 101L28 99ZM108 95H109V97H107ZM137 95L132 94V96L130 95L131 97L128 95L126 97L135 98V97H138ZM19 96H20V98H19ZM23 96H25L24 98L25 99L27 98L26 100H28V101H25L24 98L22 99L21 97H23ZM89 96H92V97H89ZM16 97H18L19 99ZM165 97H166V99L163 97L164 98V102H163L164 106H166L167 108H171V106L174 107L176 103H174L173 100L170 102L171 98L169 100L168 96H165ZM233 97H234V99H233ZM7 98L9 99L8 101L6 100ZM51 98L54 100V102H53V100H50ZM143 98L145 100L148 99V101H151L153 104L155 102H159L158 100H160V102H161V99H162V98L158 99L159 98L158 97V98H156L157 101L155 100V102H154V100L152 101V97L150 98V96H149V98L148 97L145 98V95H144ZM143 98H142V101L144 100ZM13 99L15 101L17 99V102L15 103V101ZM22 100H24L25 102L24 101L22 102ZM49 100L52 101L51 102L52 108L46 106L48 108L44 107V112H46L48 110L49 114L51 113L50 114L51 118H53V119H51L49 116H44V119H42V116L40 117L38 115L39 113H37V111H38L37 109L42 104L41 103L42 101H43V103L44 102L47 103L45 105H48L47 101H49ZM9 101H10V104H12L11 102L14 101V104L16 106H18L17 103H19V105L22 103H25V106H24V104H22V106H20L21 107L20 110L22 109V107L27 108L26 110L23 109V111H25V113L22 112L23 114H25L24 116L26 118H24L23 114L20 113V110L18 109L19 106L16 107V109H17L16 111H18L21 115L18 116L19 113H16V111H15L14 113H16V114H14L13 118H11L12 117L11 112L13 111V109H15V107H13V105L12 106L9 105L8 104ZM32 101H35L36 104L39 101L38 108L36 109L37 111L35 110L34 104L33 105L27 104V103H31ZM148 101L147 100L145 102L143 101L146 104L147 108L148 107H151V108L155 107V109L158 108V107L156 108V105L152 106V104L148 103ZM233 101H234V104L232 103ZM5 102H7V103H5ZM52 103H53V106H52ZM87 103H89V104H87ZM170 103H172L171 106H170ZM178 103L180 104V102H178ZM259 103H260V105H259ZM61 104H62V102H61ZM78 104H79V102H78ZM145 104H144V107H145ZM147 104H148V106H147ZM149 104H150V106H149ZM157 104L159 105V103H157ZM30 105H32V106H30ZM178 105L176 104V106H178ZM223 105H225V106H223ZM10 106H11V109L13 108L12 111L9 110ZM28 106H30L29 109H28ZM6 107H7L8 111L10 112L9 114H8V111H5V110H7ZM211 107H213V108H211ZM45 108L47 110H45ZM32 109H34V110H32ZM71 109H73V110H71ZM29 110H32L31 113ZM212 110H214V111H212ZM223 110H224V112H223ZM241 110H242V112H241ZM51 111L54 113V115ZM170 112H171V110H170ZM2 114H4V115H2ZM5 114H6V117L8 119L5 117ZM12 114H13V112H12ZM15 115L17 117H15ZM28 116H30V117L28 118ZM34 116H36V117H34ZM158 116H160V115H158ZM20 117L22 119H20ZM71 117H73V118H71ZM16 118H18V119H16ZM30 118H32V119L36 118L35 119L36 121L32 120V119L30 120ZM39 118H41V119H39ZM70 118L72 120H70ZM3 119H5V120H3ZM24 119H28V121L31 122V123L29 122L30 125H28L29 124L28 122L25 123L26 120H24ZM46 119H48V120H46ZM64 119H62V120H64ZM155 119H156V117H155ZM212 119L213 118L211 116L209 120L212 121ZM225 119H227V117ZM252 119H253L252 124H254V126H252V124H251ZM50 120L51 121L53 120L54 123L48 122ZM33 121H35V122L33 123ZM201 121L202 120H200V122ZM210 121L207 120V122L205 124L207 126H209ZM21 122H23V123H21ZM68 122H66L65 125ZM77 122H75V124H77ZM36 123H40V125L37 124L39 126L36 127L37 129H35L37 131L36 133H34V135L36 137H34V135L32 134L33 136L30 135V138L27 140L26 137H27L28 133L31 132L30 129L35 128L34 125ZM31 124H32V126H31ZM69 124H68V127H71ZM202 124H200L202 126V128L200 125H198L199 130L198 129L195 130L196 134L194 135V137H191V139L188 137L189 139L186 138L184 140V141H186V143L183 144V140L182 139L180 140L183 145L186 144L185 145L186 147L188 146V144H189V146H191L190 143L192 145H193V143L196 144V146L193 145L195 147L191 146L192 147V149L190 148L191 150L189 149V146H188V148L183 149L182 150L183 152L181 151L182 152L181 153L180 150L185 146L182 147L181 146L182 144L179 140H177V141H179V142H177L176 139L175 140L173 139L175 143L173 141H170L167 145L166 143L168 141H166V143H164V144H166L167 147L163 144L164 146H162V148H161L163 150H161V151H160L159 147H157V149H156V147L154 148V146H156V145L152 146L153 149H151V147H150V151L151 150L154 151V149H156V150L154 152H151V154H148V156L149 155L153 156L152 158L154 160L157 158L155 160L157 162V165H156L157 168H161L162 170L164 168V173H165V170L167 169L166 170L167 174L168 173L170 174V172H171L170 176H172V174H173L174 175L173 178H174V180L176 178L177 182L179 180H181L182 178H184V176H186L188 174L187 172H191V171L186 172V170L188 169L189 165L191 164L190 162H192V164L194 162V164H193L194 167H190V170H192V173L188 174V176L189 175L191 176V174H193L194 176L193 175L191 176V177H193V179H190L191 178L190 176L189 177L187 176L188 178H186V177L185 178L188 179L187 181L190 183L191 190L195 189L194 191L196 193L200 192L202 190V192H200L199 194L197 193V195H201L204 192V190H205V192L210 190L209 182L212 183V181L209 180L210 176H207L208 174L205 175V171H206L205 168H207V166H208V168L211 167L208 169V173H210V174H212V172L214 173L215 166L213 168L212 165H216L217 157H218V155L216 154L217 151L215 149L214 150L216 152L213 150V148L216 147L217 143L214 144L215 145V147H214L213 145H210V144L208 145L206 142L205 145H208L207 146L208 148L205 147L204 143H203V145L202 144L200 145L197 143L199 141V137L201 135H203L202 134L203 128L205 129L204 125H202ZM43 125L45 127H43ZM210 126H211V124H210ZM68 127H67V129H68ZM47 128H48V130H46ZM72 128L73 127H71L69 130L74 132V130ZM74 128L77 129L78 127L76 126ZM209 128H211V127H209ZM77 130H79V129H77ZM210 130H211V132H209L208 134L213 133L215 131V130L212 131L213 129H210ZM57 131L59 132L58 129H57ZM65 131H66V129H64V132ZM255 131H257V132H255ZM64 132H63V134L65 136H67V134H70L68 131H67V134ZM78 132H80V131H78ZM98 133L99 132L94 133L92 138H91V136L89 137V139H91V141L92 140L94 141L96 138V141L90 143L91 146L93 145V147H94L93 151H92L93 147L90 148L91 146H89L90 144L87 147L86 146L87 143H85V145L83 144L84 145V147H83L82 144L80 142H78L77 138H76L77 141L75 140V137L77 136V134L72 133L73 135H76V136H73V138H71V139L70 138L65 139V138H63V136H61L63 139H65L63 149L66 146L65 143L67 142V145L69 143V145L72 148L75 147L74 148L75 153H76V151L79 152V153L73 154L74 150L72 151V149H70L71 147L69 148L68 147L69 145H68L65 148L68 151L70 149L69 157H68V152L66 150H64L65 154L67 155V158L69 159L71 157L70 155L72 153V155H73L72 160L74 162H76V160H77L76 158L80 159L81 156H83V155L86 156V154H88V150L91 149L90 154H92V152H93V154H92L93 158L94 157L96 158V156H97V159L99 160L98 157H100V154L102 155L101 149H103V148L109 149V147L114 146V147L118 148V150L121 153L120 155H125V154H123V153H126L125 149L130 147V146L126 147L123 144L121 145L120 142H117V145L115 146L116 142L113 143V142L109 141L112 144L111 145L108 142V140H110V139L108 137H106V136H108L107 135L108 133L103 131L101 133H104L105 135L101 134L102 136L96 135ZM258 133H259V135H258ZM68 136L71 137V135H68ZM100 136L103 139H101ZM128 137H129V142L131 144L130 148H131L133 153H136L137 150L142 148L139 145L140 143L138 142V140L141 141V143H142V140L144 138L141 137L140 134L138 135V133H136L135 135L129 134ZM31 138H32V141H31ZM33 138H35V139H33ZM57 138L61 139L60 135L59 136L56 135L55 140ZM201 138H202V136H201ZM63 139H62V141H63ZM97 139H98V141H97ZM155 139H157V138L155 137ZM155 139L152 138V140H151V138H150V140L152 142H153V140H154V142H156L157 140L155 141ZM247 139H248V141H247ZM37 140H35V141H37ZM104 140H106L105 143L107 142L108 145L103 143ZM148 140H149V138H148ZM51 141H52V138H51L50 142ZM144 141H143V144L146 146L148 143H147V141L146 142H144ZM187 141L188 142L190 141V143L187 144ZM171 142L174 144H171ZM221 142L222 141H220V144H222L221 146H223V143H221ZM254 142L255 141H253V143L250 142V144H252V145L246 144L247 145L246 149L249 148L250 150H252V148H254V145H253ZM38 143H39V140H38ZM58 143H59V141H58ZM78 143H79V145H78ZM101 143L103 146H101ZM137 143L139 146L137 145ZM176 143H179L178 145H180V146H178ZM95 144H97V145H95ZM170 144L172 145V147L173 146L175 147L177 145V148H180L179 152L181 153V156H182V154H183V156L179 157L180 153L179 154L175 153L176 150L178 151V149L176 147H175L176 149L173 148L174 151H171L172 147ZM144 145H143V147H145ZM168 146L171 148L167 152V149H169ZM80 147H81V149L82 148H84V149H82V151H81ZM206 148L208 150H205ZM219 148H220V151H221V149L226 150V149H223V147H218L217 149H219ZM164 149H165V151H164ZM186 149H189L190 151H188ZM198 149H200V150H198ZM158 150L161 153L158 152ZM212 150H213V152H215L214 154L217 156L211 155L213 153L210 154L211 156H209L208 154H206L208 156L205 155V153H207L208 151L212 152ZM84 151L85 152L87 151L86 154H84L85 153ZM139 151H141V149ZM186 151H188V152H186ZM194 151H195V153H194ZM204 151H207V152H204ZM227 151H229V150H227ZM227 151L226 152L222 151L221 155L224 153L223 154L224 156L222 155L223 157L228 156L229 153ZM162 152H163V154H162ZM165 152H167V154ZM170 152H172L174 154V156L177 158V163L180 162L179 160L181 158H182V161L184 160V162H182V165H181V162L179 163L180 164L179 165V164L175 163L176 161L175 162L173 161L175 159V157L173 158V154ZM189 152H191V155L187 154ZM25 153H29V156L27 154L25 157L24 156ZM97 154H99V155H97ZM128 154L129 153H127L126 155H128ZM184 154H185V156H184ZM263 154L261 153L260 157H262L261 155H263ZM162 155H164V157ZM78 156H80V157H78ZM160 156H161V158L163 157L162 159L164 160V163L166 162L165 164L163 163ZM205 156L207 157V159L205 158ZM21 157H23V159H20ZM27 157H29V158H27ZM166 157H167V159H164ZM158 158H159V160H161V162L158 160ZM184 158H186V159H184ZM194 158H197V159H194ZM26 159L28 162L25 163L27 166L24 167V164H21V162H23L21 160L25 161ZM187 159H188V163H187ZM189 159H191V160H189ZM223 159L226 160V158H223ZM18 160H19V162H18ZM165 160H167L169 162V164ZM202 160L203 161L207 160V161H205L207 164H205V162H202ZM208 160L210 162L212 160V162L208 163ZM94 161L97 163L96 160H94ZM101 161L102 162L100 163V165H102V166H101V168L98 169V171L100 170L99 174H101L102 178H105L107 181H109L108 182L109 184L110 183L113 184V182L115 183L114 179L116 180V178L113 177L114 175L112 173H110V171H109L110 169L107 166L105 167L106 163L104 162V160L102 159ZM185 161H186V163H185ZM170 162H171V164H170ZM195 162H196V164H195ZM18 163L20 165H23L24 168H22V167L20 168ZM162 163L164 164V166L165 165H167V166L164 167ZM213 163H215V164H213ZM17 164H18V166H17ZM97 164H99V163H97ZM161 164L163 167H161ZM192 164H191V166H192ZM168 165H170V166H168ZM179 166H180V169L182 166L181 171L178 169ZM183 166H185V167H183ZM168 167L171 169L173 167L174 168L171 170ZM12 169H14V170L12 171ZM22 169L23 170L25 169L24 173H26V174L21 173L20 170H22ZM84 169H86V168H84ZM174 169H175L176 174H174L175 173L173 171ZM176 169H177V171H176ZM245 169H246V167H244V169L241 170L242 173H245ZM32 170L33 169L31 167V171ZM138 170H139V168H136V171H138ZM168 170H170V171L168 172ZM182 170H183V172H185V173H183L184 175L182 174ZM177 172H178V174H177ZM19 173L23 174V175L21 176ZM9 174H10V176H8ZM167 174L165 173V175H167ZM195 175H197V176H195ZM4 177H7V178H4ZM35 177H36V175H35ZM180 177H182V178L179 179ZM194 177L199 178V179L198 178H196V179H198L197 184L198 185L200 184L201 186L200 185L199 186L201 188L195 184L196 185L195 188L192 189L191 183H193V180H196ZM17 178H20V179H17ZM110 178L111 179L114 178V179L111 180ZM130 178H133V176H131ZM7 180L8 181L10 180V181L8 182ZM120 180H118V183L122 182ZM243 181L242 180L238 181L239 186L238 185L237 186L240 188L242 187L243 189H246L247 186L244 185ZM35 185H36V187H35ZM37 185H39L38 190H37ZM202 185H203L204 189L202 188ZM42 186L43 185L40 184L39 182L36 184H33V183L29 184L30 188L32 187L35 189V190H33V193L39 194V192H40V195H38V196L39 197L41 196L38 199V197L36 196L37 194H36L35 200H34V197H32L33 199L31 198L32 200H34V202L33 201L32 202L33 203H35V202L40 203V200H42L41 202L44 205L46 204L48 207V208H46V205H45V208L43 207V209H42L43 213H41V214L39 213L40 216H42V217L37 216V215L34 216V217H36L35 218L36 220L38 218V221L46 219L45 217H47V219L54 217V215L49 217V215H52L51 214L52 212L50 211V207L56 205V200L53 197L51 198V197H49V195H46L47 198L42 196L41 193L44 190L43 189L44 187H42ZM192 186H194V184H192ZM140 187H142V186H140ZM13 192L15 194L24 195V198H22L21 200H19V202H17L16 198H14ZM105 192L108 193L109 191H107V189H106ZM144 193H147V192H144ZM158 197L161 198L160 195H158ZM229 197H230L229 198L230 200L233 199L231 196H229ZM236 199L241 201L240 204H243L246 202V198H243L241 195H237ZM146 206H149V205L145 204L144 208H146ZM65 209H66V207L62 210H65ZM53 210H54V208H53ZM49 212H50V214H49ZM46 213H48L47 216H45ZM121 213H123V212H121ZM15 216H16V218H15ZM31 216H33V215H31ZM55 216H56V214H55ZM58 217H59V215H58ZM62 217L63 216H61V218ZM8 220H10V221H8ZM212 221H214V220L212 219ZM210 222H211V220H210ZM5 223H4V226H1L2 223L0 224V229H1V231H0V264H17V262L20 259L19 251L16 252L14 249V246L17 245V243H18V239L16 238L17 235H15L16 237L14 235H12L13 237H9V235L11 236V234L14 233V229L11 228L12 229L11 230V229L7 228V225L5 227ZM5 228L8 229L7 231H9L10 233L12 232V233L11 234L8 233V236H7L6 235L7 232H6ZM13 228H15V227L13 226ZM28 237H29V235H28ZM24 239L25 238H23V241H24ZM27 240H28V238H27ZM29 240H30V242H28V243L30 245L32 243V239L29 238ZM212 241H214V240H212ZM213 244H214V242H213ZM211 245H212V242H211ZM229 249H231V248H229ZM229 249H227V251ZM224 254H225V252H224ZM224 254H222V255H224ZM224 256L222 257L220 254V257H222L225 260ZM205 259H206L205 260L206 262L211 261L210 258H205ZM219 259H216L214 264L215 263L216 264H220V263L221 264H227V263L232 264V263H229L226 261H222L223 259H220L222 262L220 261V263H219ZM33 264H34V262H33Z\"/></svg>",
    "mask_w": 264,
    "mask_h": 264
}]
</instances>
